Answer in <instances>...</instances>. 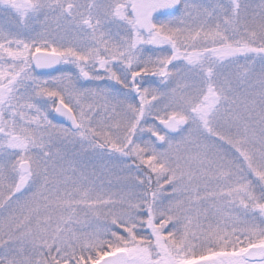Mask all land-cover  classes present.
<instances>
[{
    "label": "snow or ice",
    "instance_id": "snow-or-ice-1",
    "mask_svg": "<svg viewBox=\"0 0 264 264\" xmlns=\"http://www.w3.org/2000/svg\"><path fill=\"white\" fill-rule=\"evenodd\" d=\"M0 264H264V0H0Z\"/></svg>",
    "mask_w": 264,
    "mask_h": 264
}]
</instances>
